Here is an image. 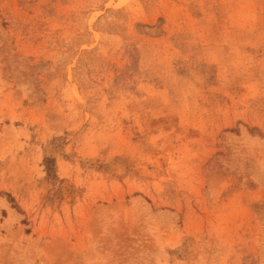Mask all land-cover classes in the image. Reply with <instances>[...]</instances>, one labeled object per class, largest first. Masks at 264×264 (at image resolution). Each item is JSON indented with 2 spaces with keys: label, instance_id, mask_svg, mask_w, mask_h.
<instances>
[{
  "label": "rangeland",
  "instance_id": "rangeland-1",
  "mask_svg": "<svg viewBox=\"0 0 264 264\" xmlns=\"http://www.w3.org/2000/svg\"><path fill=\"white\" fill-rule=\"evenodd\" d=\"M0 264H264V0H0Z\"/></svg>",
  "mask_w": 264,
  "mask_h": 264
}]
</instances>
